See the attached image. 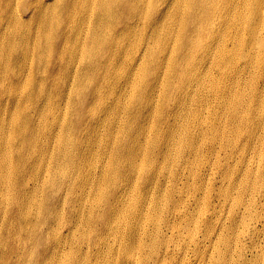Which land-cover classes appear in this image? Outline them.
<instances>
[{
	"label": "rangeland",
	"instance_id": "374dc122",
	"mask_svg": "<svg viewBox=\"0 0 264 264\" xmlns=\"http://www.w3.org/2000/svg\"><path fill=\"white\" fill-rule=\"evenodd\" d=\"M252 22L238 0H0V264H264Z\"/></svg>",
	"mask_w": 264,
	"mask_h": 264
},
{
	"label": "bare ground",
	"instance_id": "6f19581e",
	"mask_svg": "<svg viewBox=\"0 0 264 264\" xmlns=\"http://www.w3.org/2000/svg\"><path fill=\"white\" fill-rule=\"evenodd\" d=\"M238 1H240L242 7L246 8L249 11V17L250 19L253 20V22L246 28V30L250 31V38L244 42L245 48L248 49V55L246 54L247 68L253 69L258 63L259 66L263 69L260 75V81H264V50L261 51V48L259 47V41H261L262 44L264 45V0H238ZM233 4H230V6H232ZM201 7L205 9L207 6L202 5ZM149 12L151 13L150 9ZM258 55L259 58H257ZM244 66H245V62L242 66L238 68L237 71H239ZM261 97L262 94L256 97L255 99V103L257 106L260 104ZM235 109L236 107H234V110ZM251 123H255L259 125L264 122H260V120L257 118L256 120L255 118H250L247 121V124H251Z\"/></svg>",
	"mask_w": 264,
	"mask_h": 264
}]
</instances>
